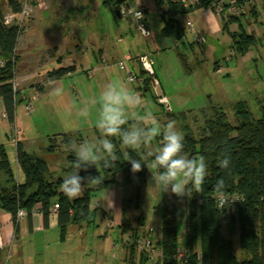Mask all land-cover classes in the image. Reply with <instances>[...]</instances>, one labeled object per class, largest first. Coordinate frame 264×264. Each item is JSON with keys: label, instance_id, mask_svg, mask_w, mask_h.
<instances>
[{"label": "rangeland", "instance_id": "1", "mask_svg": "<svg viewBox=\"0 0 264 264\" xmlns=\"http://www.w3.org/2000/svg\"><path fill=\"white\" fill-rule=\"evenodd\" d=\"M15 1L21 5L25 2ZM27 1L29 14H33L34 20L31 23L25 20L26 27L17 39L14 53L17 63L12 84L18 93L17 99L21 101L15 105L11 123L4 117L3 102L0 99V134L10 136L9 143L13 147L15 144L11 140L15 137L16 141L21 143L23 151L27 153L31 151L33 152L31 154L42 157L50 171L46 176L49 180L65 176L62 169L67 164V153L70 150L75 156L72 151L73 145L83 142L96 143L101 138L96 127L98 100L105 86L111 82L122 84L139 100L136 106L126 109L127 124L138 122V116L150 114L161 125L174 120L176 128L183 136L186 130L196 136L198 127L203 125V110L205 114L212 113V109L218 106L223 107L230 123L234 125L233 115L226 110L228 105L237 99L236 97L246 95V98L251 97L252 101H255L254 98L264 91V0H255L256 18L240 16L238 23L228 27L231 33L243 30L255 36V44L242 58H230L228 49L230 40L227 35L221 36L220 32L208 34L204 21H200L194 27L195 33L200 31L205 35L206 41L203 44L194 43L192 35L188 33L184 35L186 39L184 45L179 47L160 37L154 29L158 23L157 14L160 9H157V3L160 0H146L149 9L154 10L152 13L148 11L145 16L150 28V37L147 38L141 35L130 18L122 14L119 17L117 14L112 16L116 29L112 27L107 20L110 7L104 0H67V5L71 4L70 10L62 6L58 0H53L49 8H47L49 0H34L38 7L39 4L45 6L43 9L33 5V0ZM7 3L8 0H0V9L4 17L12 13ZM128 7L131 10L136 9L132 2H129ZM249 11L248 7L242 9V13L248 14ZM239 15L240 12L236 16ZM180 19L184 25V21ZM76 44L82 47V51L76 50L74 47ZM97 49L105 50L103 52L107 54L111 49H115L119 52L118 58H121V52L124 54L129 52L130 56L127 57L149 54L154 61V70L169 108L158 101L154 88L150 87L149 91L143 92L139 90L137 83L130 84L126 80V72L117 64L126 57L118 61L112 58L103 64L102 58L101 62L94 60ZM114 55L111 52V56ZM216 62L221 68L219 73L212 70ZM61 68H70L72 76H64L53 85L63 89L62 95H50L51 86L47 80V73ZM254 107L250 106L249 110L254 112ZM52 128L60 129L61 132L70 135L72 140L70 145H64L62 139H56L52 145L59 147L58 152L47 156L44 149L49 145L47 138L51 136L49 130ZM159 146L160 138L157 137L150 147L137 149L146 169L145 182L138 191L135 185L125 180L123 174L117 178L115 186L120 189L126 200L124 203L126 233L120 226L112 229L103 227L102 222L97 219V211L93 224L80 231V239L86 243L88 252L97 253V264H152L150 261L140 263L137 252L135 254L138 257L129 263L121 258V250H115V246L122 245L119 242L120 238L128 236L127 233H130L136 224L135 216L139 214L145 217L146 222L152 224L149 227L153 228V233L149 239L154 246L159 233L160 207L166 202H172L175 206L179 250H183L185 196L177 197L168 191L165 200H162L160 188L154 187L152 181L151 161L146 159V153L154 151ZM9 159L14 163V157L10 153ZM6 185V177L0 172V188ZM109 187L95 193V198L98 199L100 195L107 193ZM193 190L196 191L195 188ZM94 195L90 200L95 203ZM227 222L228 215L221 220V233L224 238H228ZM96 234L100 235L98 243L95 242ZM53 236L48 233L45 240L50 242ZM232 241L237 248V231ZM20 254H17V258H20ZM115 255L118 257L115 258ZM7 256L6 254L3 259L0 257V264H14V254L10 257L11 261L7 260ZM54 256V254L49 256L51 264L55 263ZM88 257L89 254L76 260H62V264H86L89 263ZM18 261L16 264H34L32 259Z\"/></svg>", "mask_w": 264, "mask_h": 264}, {"label": "trees", "instance_id": "2", "mask_svg": "<svg viewBox=\"0 0 264 264\" xmlns=\"http://www.w3.org/2000/svg\"><path fill=\"white\" fill-rule=\"evenodd\" d=\"M125 1L105 0V3L112 6L115 14L118 11L120 16V8L126 5ZM216 1L196 0L187 6L184 5L187 0H160L157 9H160L158 22L161 25V36L175 47L183 46L185 26L180 18L187 15L192 7L205 11ZM243 5L245 6V3ZM7 7L13 14H19L22 9V5L15 0H8ZM256 14L255 7L248 12V16L253 18H256ZM244 15L245 13H240L239 16H232L225 11L219 14L221 34H226L230 40V58L244 57L255 44L254 35L243 30L233 33L228 30L230 25L238 23L239 17ZM3 21L4 15L0 9V99L3 102L4 117L12 123L15 105L21 101L17 99L18 93L12 85L17 63L14 53L17 39L24 28L17 26L15 21L9 26ZM219 68L216 62L212 70L216 72ZM70 71V68H61L48 72L47 80L59 81ZM160 84L158 79V87L162 91ZM149 88L146 80L142 87L139 86V90L143 92L149 91ZM258 95L254 98L255 101H252L251 97L246 98L247 95L236 97L237 99L228 105L226 110L233 115L234 125L230 123L223 107L218 106L212 109V113L205 114V110L201 111L204 114L203 125L198 127L196 136L185 131L184 153L189 157L203 156L207 165L201 189L194 191L190 186V196L184 197L185 230L182 247L188 257L186 264H264V91ZM250 106H255L254 112L249 110ZM168 118H171L170 113ZM132 123L129 122L124 127L127 128ZM59 135L62 144H71L70 135L54 134L47 138L49 145L44 149L45 152H58L59 147L52 145V142H55L54 138ZM4 137V140H0V172L5 175L7 185L0 188V212L9 214L13 222L17 223L15 217L18 210L25 211L26 219H30L31 213L37 210L46 226L51 208L57 206L59 241H64L68 226H89L92 214L89 208L91 197L115 185L120 174L124 175L127 182L135 185L137 191L146 179L145 165H142L140 172L132 173L131 164L128 162L131 158L143 163L138 151L129 149L119 137H112L110 139L116 145L115 163L107 168L98 166L90 167L87 171L82 170L81 176L98 175L101 183L86 185L81 196L72 200L60 191L63 179L73 171L75 156L70 150L66 156L67 164L62 169L65 176L49 180L46 178L49 174L48 165L42 157L23 151L19 141H16L13 147L9 143L11 137ZM5 140H8V143L4 145ZM9 153L14 157V163L10 162ZM225 154L230 158L228 169L219 166V160ZM146 159L151 161L150 157ZM221 179L224 181L227 196L237 194L242 199L237 206H226L223 210L217 208L213 188ZM160 197L162 200L166 198V192L162 189ZM160 210L159 233L154 248L160 253L161 259H158L156 264H179L175 260L180 247L175 227V206L172 202H166L161 205ZM226 215L228 238H224L221 233V220ZM136 222L137 228L121 239L131 262L137 252L134 241L150 240L151 235L144 229L145 217L142 214L138 215ZM122 231L126 230L122 227ZM236 231L237 248L232 241ZM138 254L140 263L147 261L142 254Z\"/></svg>", "mask_w": 264, "mask_h": 264}, {"label": "clouds", "instance_id": "3", "mask_svg": "<svg viewBox=\"0 0 264 264\" xmlns=\"http://www.w3.org/2000/svg\"><path fill=\"white\" fill-rule=\"evenodd\" d=\"M50 95L60 96L63 89L53 87L56 80H50ZM139 103L138 98L130 93L122 84L111 82L105 86L100 94L99 111L96 127L101 138L96 143L83 142L72 146L75 154L73 171L66 175L60 185V191L69 199L77 197L86 185L92 186L101 183L97 176H81L80 172L87 171L90 167H111L116 161V145L110 138L119 137L121 142L133 150L141 147H150L153 140L160 138V146L154 151H148L147 157L151 158L150 168L154 187L163 192L170 191L177 197L190 196V186L197 191L201 189L207 173V165L203 156L189 157L184 153V137L176 128V122L169 120L161 125L154 116L147 114L138 116L137 121L129 127L126 109ZM132 173L142 170V165L137 159H129ZM230 158L225 154L219 160L222 169H228ZM149 169V166H147ZM215 203L221 210L230 201L225 191L224 181L218 180L213 188Z\"/></svg>", "mask_w": 264, "mask_h": 264}, {"label": "crops", "instance_id": "4", "mask_svg": "<svg viewBox=\"0 0 264 264\" xmlns=\"http://www.w3.org/2000/svg\"><path fill=\"white\" fill-rule=\"evenodd\" d=\"M36 1V0H35ZM53 0H49L48 4H47V8H49L51 6ZM195 0H187V4L185 3L184 5H192L194 3ZM58 2L62 5V6H66L68 8V10H70L71 8V4H68L67 0H58ZM126 6H129V2H132L136 5V9L142 7L143 8V20L145 22V25L147 27V30L150 31L149 25L146 22L145 16L146 13H148V11L150 13H152L154 10H150L149 9V5L147 3L146 0H126L125 1ZM105 3V0H104ZM159 3V1H158ZM157 3V4H158ZM32 4L35 5L37 8L39 9H43L45 8V6L40 5L38 7V3L34 2V0L32 1ZM110 8L108 9V15H107V20L108 23H111L112 27H114L116 29V25L114 22V19L112 16L116 15L115 12L112 9V6L108 5ZM107 6V7H108ZM252 8L255 7V0H250L247 1L245 3L244 8ZM122 9V7L120 8ZM149 13V14H150ZM245 13V12H243ZM121 14V13H120ZM158 19L157 22L159 21V16H160V12H158ZM248 16V14L245 13L244 16ZM119 17V15H117ZM184 17H186L187 19H189L194 27L197 26V24L200 23V21H204L205 22V27L207 29V33L208 34H214L216 32H220L221 34V19L219 17V15H217L215 12L213 11H203L200 9H196L194 7H192L191 11L185 15ZM250 17V16H248ZM193 18H195V20H193ZM34 20V16L33 14H29V16L27 17L26 21L28 23H31V21ZM194 22H193V21ZM159 23V22H158ZM155 25V31L157 30L158 35L160 37V28L161 25L159 24ZM26 25L24 23V29H25ZM114 29V31H115ZM24 31V30H23ZM22 31V32H23ZM195 32V31H194ZM197 33V39L198 41H196L197 45L203 44L206 40L205 35H202L203 33L200 31H196ZM195 33V34H196ZM22 35V34H21ZM222 36V34H221ZM163 38V37H162ZM186 41V39H183V42ZM74 47L76 48V50H81L82 51V47H80L79 45L77 46L74 45ZM86 51V47L84 48V52ZM102 49H97L96 51V57H95V61L101 62V58L103 59L104 55L108 58V59H116V61L130 56V53H122L121 52V58L119 57V52L115 49H111L110 51L112 53H114L115 55L112 57L111 56V52L104 53ZM157 51V50H156ZM132 57H136V56H132ZM79 60H82V57H79ZM221 71V68H219L216 73H219ZM66 76H72L71 71L66 75ZM49 132L51 133V136L54 134H66L61 132L60 129L58 128H52L49 130ZM60 135L56 138V139H60ZM4 135L0 134V140H4ZM6 141V140H5ZM48 142V140H47ZM6 144L8 143V140L5 142ZM5 145V144H4ZM7 146V145H6ZM45 151V150H44ZM33 152H29V154H31ZM47 156H52V153H47ZM34 155V154H31ZM50 173V171H49ZM108 192L105 194H102L99 196L98 199L95 198L96 194L94 195V202L89 203V208L90 211L92 212L91 214V223L93 224V220H96V214H98L97 219L100 220L103 224V227H105L106 229H112L114 227H111L110 223L113 220L118 221V226H120V228H125L126 224L125 221H127L126 219V212L124 209V203L126 202L125 198L123 197V194L121 193L120 189L117 188L115 185H111L108 188ZM81 194V193H80ZM81 196V195H80ZM79 196V197H80ZM97 211V213H96ZM96 213V214H95ZM137 215L135 216L137 221ZM89 226H76V225H71L67 227L66 230V234H65V238L64 241H59V237L57 235V212L56 213H51L48 216V223L45 226L44 225V221L42 218V215L37 211L34 210L31 215H30V219H22L20 221H18L17 223H14L11 216L9 214L6 213H2L0 212V257L3 259L6 254L8 255L7 260H10V257L12 256V254H14V259L15 262L14 264H16L17 262H19L18 260H28V259H32V261H34V264H51V258L49 257L50 255H55L54 259H55V263L53 264H62V260H76L79 259L81 256H85L87 254H89V257L87 258V260H89V263L87 262L86 264H97V253L94 252V254H91L88 252L87 248H86V243L84 241H82L80 239V231L81 230H85L87 228L90 227ZM30 225V227H29ZM98 225V224H97ZM152 226L151 223L146 222L144 223V229L147 230V233L152 234L153 233V228L149 227ZM137 228V222L135 224V226L132 228L135 229ZM98 231L96 230V233ZM53 234V240H51L50 242H48L47 240H45V237H47V234ZM130 233H127V235H129ZM96 239L95 242L98 243L99 242V234H96ZM120 238L119 242H121ZM123 245L118 246V251L121 250L122 256L121 258L127 260V262L131 263L130 258H129V253L128 251L123 247H121ZM121 248V249H119ZM21 253L24 256H21L20 254V258H17V254ZM53 253V254H52ZM64 255V256H63ZM118 256L115 255V258H117ZM138 256L136 254H134V259L137 258ZM11 261V260H10ZM36 262V263H35ZM23 263V262H22ZM21 264V263H20Z\"/></svg>", "mask_w": 264, "mask_h": 264}, {"label": "built area", "instance_id": "5", "mask_svg": "<svg viewBox=\"0 0 264 264\" xmlns=\"http://www.w3.org/2000/svg\"><path fill=\"white\" fill-rule=\"evenodd\" d=\"M246 1H250V0H217L211 7L206 9V11H213L217 15H219L222 11H225L229 15L236 16L239 14V12L242 13V9L244 7L243 4L246 3ZM121 14L124 17L130 18L132 22L135 23L137 19L143 18V8L140 7L135 10H131L129 9L128 6L125 5L121 9ZM28 16H29V5H28V1L25 0L24 4L22 5V9L20 13L8 14L7 16L4 17L3 22L5 25L9 26L15 21L17 26H19L20 28H24V23ZM181 18L184 21L185 33L191 34L193 41L195 42L198 41L197 35L194 32L193 23L184 16H182ZM139 31L144 38L150 37V33L148 30L143 31L142 29H139ZM108 60L109 59L104 55L102 63L105 64L108 62ZM117 64L120 66L121 69H123L126 72V80L130 84L137 83L140 87H142L143 82L146 80L148 81L149 87L155 89L156 86H158V78L154 70V61L149 54L139 55L136 57H126L124 60L119 61ZM158 101L162 105H165L166 108H169L168 102L165 97L158 99ZM27 109H29V107H27ZM14 131L16 133L15 128ZM12 142L14 144L16 143L15 137L12 138ZM228 198L234 200V201H230V203L226 205L230 207L237 206V204L240 201H242V199L237 194L228 196ZM50 212L56 213L57 206H53ZM25 217H26L25 211L18 210L15 218L16 221H19ZM110 225L111 227L118 226V221L113 220L110 223ZM134 246L136 251L142 254V256L145 257V259L147 261H150L152 264H156L158 259L159 260L161 259L160 253L157 251V249L154 248L151 241L148 239H137L136 241H134ZM117 248L118 247L116 246L115 249ZM175 260L179 264H186L188 257L183 250H178L175 255Z\"/></svg>", "mask_w": 264, "mask_h": 264}, {"label": "water", "instance_id": "6", "mask_svg": "<svg viewBox=\"0 0 264 264\" xmlns=\"http://www.w3.org/2000/svg\"><path fill=\"white\" fill-rule=\"evenodd\" d=\"M117 15H118V11H117ZM136 27H138L139 29H142L143 31H147V27L145 25V22L143 20V18H139L136 20L135 24H134ZM154 93H155V96L160 99V98H163L164 97V94L163 92L161 91V89L156 86V88L154 89Z\"/></svg>", "mask_w": 264, "mask_h": 264}]
</instances>
